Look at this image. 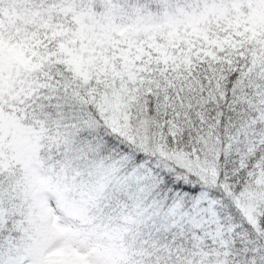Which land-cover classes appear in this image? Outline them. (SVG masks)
Returning <instances> with one entry per match:
<instances>
[{
	"label": "snow or ice",
	"instance_id": "obj_1",
	"mask_svg": "<svg viewBox=\"0 0 264 264\" xmlns=\"http://www.w3.org/2000/svg\"><path fill=\"white\" fill-rule=\"evenodd\" d=\"M0 264H264V0H0Z\"/></svg>",
	"mask_w": 264,
	"mask_h": 264
}]
</instances>
